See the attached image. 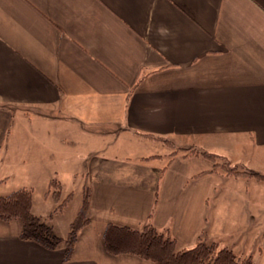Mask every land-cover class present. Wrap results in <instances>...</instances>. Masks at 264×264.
<instances>
[{
  "label": "crops",
  "instance_id": "crops-1",
  "mask_svg": "<svg viewBox=\"0 0 264 264\" xmlns=\"http://www.w3.org/2000/svg\"><path fill=\"white\" fill-rule=\"evenodd\" d=\"M32 117L103 139L70 169H83L89 220L65 259V243L45 248L0 219V264H154L103 237L148 223L177 249L216 242L264 264V181L201 153L264 172V0H0V189L33 192L39 174L61 197L58 167L22 144ZM233 140L250 150L242 164Z\"/></svg>",
  "mask_w": 264,
  "mask_h": 264
},
{
  "label": "trees",
  "instance_id": "trees-1",
  "mask_svg": "<svg viewBox=\"0 0 264 264\" xmlns=\"http://www.w3.org/2000/svg\"><path fill=\"white\" fill-rule=\"evenodd\" d=\"M189 149L197 151L196 148ZM201 153L213 160L214 165L219 164L215 161L216 158L226 159V157L209 151L203 150ZM226 161L228 162L227 159ZM226 165L225 171L229 174L247 175L264 181V172L250 168L240 169L236 165ZM53 186L57 187L53 191L54 197L59 199L60 184L58 180H51L50 187ZM86 191L87 189L84 193L82 206L75 219L70 223V229L65 238L56 234L52 224L33 212V192L27 187H21L7 195H0V219L4 221L19 219L22 222L20 237L34 241L45 248L52 250L65 243V259H69L79 230L89 220L87 217L88 194ZM103 237L105 248L109 253L135 254L152 260L154 264H254L250 255L236 253L227 246H219L216 242L202 241L189 249H177L176 240L170 233L158 229L151 223L144 225L141 229L110 224Z\"/></svg>",
  "mask_w": 264,
  "mask_h": 264
},
{
  "label": "rangeland",
  "instance_id": "rangeland-1",
  "mask_svg": "<svg viewBox=\"0 0 264 264\" xmlns=\"http://www.w3.org/2000/svg\"><path fill=\"white\" fill-rule=\"evenodd\" d=\"M36 117H32L31 121H29V128L32 130L28 132V139L23 140V145H28L30 149L36 151H44L46 160L48 163L54 167H58L59 169V178L63 182V193L59 199L54 197L53 191L57 189L56 186L49 187L43 180L40 179V176L44 177V175H37L38 178L31 179L30 181L34 183V210L41 214V217L50 224L55 225V232L59 236H63L64 238L68 235L70 229V223L75 219L82 201H83V193L81 190V183L83 181L82 172L83 169L78 171L77 176H73L72 171L70 169L74 168H83L85 165V158L88 156L89 152L92 151L96 145H99L101 141L92 139L91 137L85 138L80 133H76L70 127H66L65 125L59 126L56 129V125L54 126L51 123L36 121ZM31 134L36 135V137H32ZM98 141V142H97ZM97 142V143H96ZM166 142H171L170 145L174 148L180 149V146H176V142L167 140ZM160 143V142H159ZM233 144V150L230 152V159H236L237 163L245 162V155L250 153V150L245 147L244 143L240 141H231ZM163 144V143H161ZM113 147V146H112ZM114 147H121L118 142ZM182 147V146H181ZM127 150L129 152H121V153H146L147 150H140L139 148L127 146ZM143 149L146 147L142 146ZM165 145H161L157 148L158 152L165 151ZM186 151H191V149L183 147ZM198 151V148H196ZM111 148H107V151H111ZM54 152V155L52 154ZM153 151V150H152ZM82 153L85 155L84 157L80 156ZM120 154V153H118ZM75 155H77L75 157ZM258 161L262 160L261 156L256 158ZM216 162H218L221 166L227 167L226 164L229 162L226 159L216 158ZM208 164H205V167L211 166L212 162L207 161ZM210 162V163H209ZM228 165V167H229ZM264 170V164L260 165V170ZM58 178V179H59ZM17 181V180H16ZM55 181H57L55 179ZM7 183L3 185L2 189H0V195H7L10 192V188L7 186L13 184ZM61 190V189H60ZM72 193L73 196L67 198V195ZM48 194V195H47ZM48 196V197H47ZM18 220V219H17ZM14 221V220H13ZM20 222V221H14ZM14 224V223H12ZM259 241V239H257ZM257 241V242H258ZM249 245L250 239H240L239 246L237 248ZM256 242V243H257ZM64 244V243H63ZM258 245V244H257ZM255 247V245H254ZM247 255V254H242ZM248 256V255H247ZM251 256V255H250ZM252 259V257H251ZM253 261V260H252ZM254 263V261H253Z\"/></svg>",
  "mask_w": 264,
  "mask_h": 264
}]
</instances>
